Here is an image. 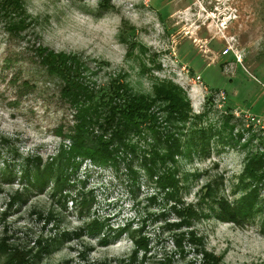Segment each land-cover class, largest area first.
I'll return each instance as SVG.
<instances>
[{
  "label": "rangeland",
  "instance_id": "1",
  "mask_svg": "<svg viewBox=\"0 0 264 264\" xmlns=\"http://www.w3.org/2000/svg\"><path fill=\"white\" fill-rule=\"evenodd\" d=\"M21 2L33 23L27 33L10 38L0 26V139L16 151L13 157L0 142V167L6 160L16 165L15 178L0 183V237L11 247L34 250L39 237L67 232L39 264H209L204 254L217 264H264V174L250 185L258 192L260 212L235 225L216 220L201 205L204 217L193 218L188 227H166L178 224L176 203L158 191L131 155L119 160L117 170L77 157V168L66 170L64 199L51 195L50 181L22 204L7 206L9 195L25 185L19 177L22 157L37 156L43 165L59 145L71 144L57 133L71 126L72 112L59 99L55 79L38 66L34 42L90 61L96 72L91 80L99 87L117 75L138 93L148 92L154 79L178 83L191 114L203 113L198 121L190 119L194 128L213 135L207 152L189 145L174 158L180 201L193 205L212 184L232 205L243 194L237 178L246 157L260 156L264 168V0ZM183 132L188 135L181 130L180 148ZM127 166L136 173H128ZM94 219L103 228L93 232ZM135 231L146 238L147 251L138 248L130 259L135 246L129 233Z\"/></svg>",
  "mask_w": 264,
  "mask_h": 264
},
{
  "label": "trees",
  "instance_id": "2",
  "mask_svg": "<svg viewBox=\"0 0 264 264\" xmlns=\"http://www.w3.org/2000/svg\"><path fill=\"white\" fill-rule=\"evenodd\" d=\"M21 0H0V26L9 34L10 38H22L32 27L31 17L24 10ZM103 6L102 3H100ZM33 55L36 57L38 66L58 84L59 99L65 101L72 112V124L64 133L58 132L59 136L69 139L67 148L59 145L56 155L46 164H41V158L22 157L20 163V181L25 185L19 191H13L8 197V207L15 202H25L31 196L32 190L42 191L52 181L53 188L51 195H61V190L67 182L68 172L74 171L80 160L86 159L101 167L111 165L116 169L120 159L126 156L135 158L141 171L147 179H154L158 191L168 192L169 199L176 205L173 207L178 218V224L168 223L166 227L178 229L179 226L188 227L193 218H202L204 215L199 212L201 205H207L211 215L218 221H227L231 224L244 223L256 213L260 212L257 205L258 197L250 185L261 180L264 174L262 159L252 154L246 157L245 165L238 176L237 182L243 192L233 204L230 205L226 198L219 195L216 186L207 184L203 196H200L193 205L184 206L178 195L180 182L176 177L174 167L177 155L188 149L189 145L195 152L208 151V141L213 135L204 128H194V121L201 119L191 114V107L188 96L178 83L170 80L154 79L151 82L149 91L138 93L132 89L130 84L124 81L120 75L109 78L101 87L95 85L91 80L96 72L89 67L88 60L80 55L55 53L45 45L37 42L32 45ZM224 123V122H223ZM226 124V123H224ZM183 145L179 137H183ZM149 139L150 141L148 142ZM145 144L140 149L139 142ZM3 146L8 148L15 157L16 151L9 141L0 139ZM187 146V147H186ZM184 154V153H183ZM80 158V160L76 159ZM12 162V161H11ZM15 164L2 161L0 167V183L11 182L15 178ZM127 172H136L127 166ZM170 190V191H169ZM67 196V194H66ZM264 200V199H263ZM82 202V201H81ZM199 209H198V208ZM4 215V213H2ZM38 216L40 213L37 212ZM52 213L45 220L52 218ZM91 231L103 228L99 220L90 222ZM128 228V227H126ZM4 229V228H3ZM122 229H119L118 236ZM264 234V228L261 229ZM135 233V234H134ZM134 235V236H133ZM69 234H58L51 239H41L35 242V249L11 247L5 238L0 237V264H39L43 255L47 256L52 250L58 247ZM192 241L196 238L190 233ZM134 239L135 249L130 259H134L137 249L146 252V238L138 231L129 233ZM264 237V236H263ZM175 244L179 246L180 233L176 235ZM107 242L104 238L99 240ZM144 256V254H143ZM210 259L209 264H217L216 259L210 254H204ZM156 264H169L160 261Z\"/></svg>",
  "mask_w": 264,
  "mask_h": 264
},
{
  "label": "built area",
  "instance_id": "3",
  "mask_svg": "<svg viewBox=\"0 0 264 264\" xmlns=\"http://www.w3.org/2000/svg\"><path fill=\"white\" fill-rule=\"evenodd\" d=\"M225 52V54L227 53L226 51H224Z\"/></svg>",
  "mask_w": 264,
  "mask_h": 264
}]
</instances>
